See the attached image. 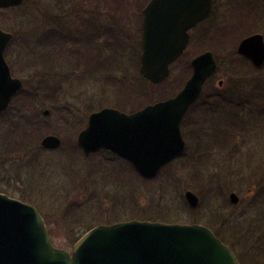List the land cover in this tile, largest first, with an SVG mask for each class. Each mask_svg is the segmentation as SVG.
I'll return each instance as SVG.
<instances>
[{
	"label": "rangeland",
	"instance_id": "374dc122",
	"mask_svg": "<svg viewBox=\"0 0 264 264\" xmlns=\"http://www.w3.org/2000/svg\"><path fill=\"white\" fill-rule=\"evenodd\" d=\"M148 1L23 0L0 10V28L13 35L5 59L23 84L0 113V193L36 208L52 244L67 252L95 226L140 220L202 225L240 264H264V64L236 53L243 38L264 39V0H212L168 78L153 87L139 73ZM207 51L217 70L186 117L195 125L196 161L176 158L145 179L109 152L84 156L77 135L89 114L131 113L175 96L191 60ZM229 92L234 107L204 105ZM232 123L239 126L227 143L221 133ZM48 135L60 138L57 149L40 145ZM186 191L198 198L196 208Z\"/></svg>",
	"mask_w": 264,
	"mask_h": 264
},
{
	"label": "water",
	"instance_id": "95a60500",
	"mask_svg": "<svg viewBox=\"0 0 264 264\" xmlns=\"http://www.w3.org/2000/svg\"><path fill=\"white\" fill-rule=\"evenodd\" d=\"M22 0H0V8L16 7ZM212 0H150L142 10L139 73L158 85L169 76L170 65L185 51L189 30L210 14ZM11 35L0 30V113L22 89L11 77L4 50ZM236 53L256 68L264 64V39L260 34L243 38ZM192 73L173 97L132 113L102 108L89 114L77 135L85 157L100 149L127 161L143 178L156 176L184 150L180 123L202 86L216 71L209 51L194 57ZM221 85V83H219ZM44 115L48 110H44ZM48 150L61 145L59 137L45 136ZM184 199L192 209L198 198ZM231 204L238 197L229 194ZM0 264H240L234 253L208 228L192 224H165L130 220L98 225L72 246L71 252L55 247L44 219L32 205L0 193Z\"/></svg>",
	"mask_w": 264,
	"mask_h": 264
},
{
	"label": "flooded vegetation",
	"instance_id": "af4514ba",
	"mask_svg": "<svg viewBox=\"0 0 264 264\" xmlns=\"http://www.w3.org/2000/svg\"><path fill=\"white\" fill-rule=\"evenodd\" d=\"M17 7V6H16ZM11 8H14V7H5V8H0V10H8V9H11ZM202 23V22H201ZM200 24V23H199ZM198 24V25H199ZM197 25V26H198ZM196 26V27H197ZM196 27H194V28H196ZM0 30H2L3 32H5V33H8V34H10L11 35V39H10V42L6 45V47H5V50H4V53H3V56H4V60H5V62L7 63V61H6V54H7V51H8V48H9V46H10V43H11V41H12V39H13V35L10 33V32H8V31H5L4 29H2V28H0ZM7 65H8V63H7ZM8 67H9V70H10V74H11V77L12 78H15V79H18L17 77H15L13 74H12V69L10 68V66L8 65ZM216 70H217V68H216ZM216 73V72H215ZM215 73L211 76V77H213L214 75H215ZM210 77V78H211ZM210 78L208 79V80H206V82H205V84L210 80ZM204 84V85H205ZM203 85V86H204ZM219 86H220V84H219ZM203 88V87H202ZM200 95H201V93H200ZM211 96H214L213 98H210V100H206L205 101V104L204 105H207L208 103H210L211 104V107H212V104H214V109L216 110V109H221V108H224V106H233L234 107V105H235V102H234V96L232 95V93H221V94H213V95H211ZM200 97V96H199ZM199 97H198V99L194 102V103H192L190 106H189V108H188V110H187V112L185 113V115H184V117L182 118V120H181V123H180V132H181V136H182V139H183V141H184V150H183V152H182V154L178 157V158H181V159H183L184 161H187V162H189L190 160H195V158H196V155H197V148H198V146H196L195 144H193V143H195V141H194V139L193 138H195L196 137V131L194 130V127H195V125L192 123H190L189 122V120H186L187 118V114L189 113V111H191V109H193L196 105L198 106V100H199ZM220 97H225V100H223V99H221ZM227 100H229V101H227ZM12 101V100H11ZM207 106H209V105H207ZM226 106V107H227ZM8 109V108H7ZM6 109V110H7ZM5 110V111H6ZM263 111H264V108H263ZM4 112V111H3ZM2 113V112H1ZM185 120H186V122H185ZM239 125L238 124H236V126H235V124H228L227 126H224L226 129H224L223 131H222V135H224L225 136V138H226V140L224 139V141L225 142H227V143H231L229 140H227V137H230L229 136V133H230V131H229V129H231V130H233V128H236V127H238ZM217 130V132L219 133V130L218 129H216ZM264 131V130H263ZM228 132V133H227ZM216 135H217V133H216ZM117 158H119V157H117ZM119 159H121V158H119ZM122 160V159H121ZM124 161V160H123ZM196 161V160H195ZM126 162V161H125ZM186 162V163H187ZM187 192V191H186ZM263 193V192H262ZM229 197V196H228ZM198 203H199V200H198ZM213 233H215V232H213ZM215 236H216V233L214 234ZM218 239H221L220 237H218V236H216Z\"/></svg>",
	"mask_w": 264,
	"mask_h": 264
},
{
	"label": "trees",
	"instance_id": "16d2710c",
	"mask_svg": "<svg viewBox=\"0 0 264 264\" xmlns=\"http://www.w3.org/2000/svg\"><path fill=\"white\" fill-rule=\"evenodd\" d=\"M245 3H247V2L245 1ZM248 3H249V2H248ZM249 4H250V3H249ZM253 4H254V5H253ZM253 4H251V5H253L254 8H257V7L259 6V3H254V2H253ZM255 4H257V6H256ZM239 6H240V3H239ZM251 7H252V6H251ZM254 8H253V9H254ZM225 40H226V39H225ZM226 41H227V40H226ZM108 61H109V60H108ZM108 61H107V62H108ZM159 85H161V84H159ZM150 86L153 87L154 85L150 84ZM150 86H149V88H150ZM156 86H158V85H156ZM216 91L219 92V90H216ZM102 152L107 153V151H104V150H102ZM113 159H117V157L115 158V156H114Z\"/></svg>",
	"mask_w": 264,
	"mask_h": 264
}]
</instances>
